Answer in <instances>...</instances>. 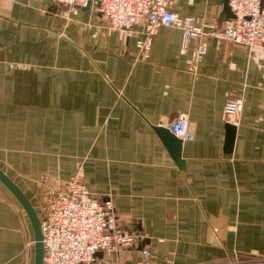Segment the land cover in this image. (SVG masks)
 Wrapping results in <instances>:
<instances>
[{
  "label": "crops",
  "instance_id": "obj_1",
  "mask_svg": "<svg viewBox=\"0 0 264 264\" xmlns=\"http://www.w3.org/2000/svg\"><path fill=\"white\" fill-rule=\"evenodd\" d=\"M179 17L220 22L223 0H174ZM133 31L113 30L98 3L0 0V169L37 214L49 186L80 170L150 264H264V42L203 37L195 61L181 32L161 27L149 59ZM240 97L233 149L223 106ZM188 117L179 168L155 127ZM29 218L0 183V264H33ZM138 248L96 264H133Z\"/></svg>",
  "mask_w": 264,
  "mask_h": 264
},
{
  "label": "built area",
  "instance_id": "obj_2",
  "mask_svg": "<svg viewBox=\"0 0 264 264\" xmlns=\"http://www.w3.org/2000/svg\"><path fill=\"white\" fill-rule=\"evenodd\" d=\"M56 4L78 9L89 0H53ZM99 11L113 30L133 31L141 25L136 40L137 58L149 59L152 38L161 27L181 32L179 53L189 49L198 61L206 54V46L191 43L203 37L229 41L253 49L264 42V0H227L233 17L220 22L198 24L193 16L179 17L171 10L174 0H95ZM243 109L240 97L225 101L222 117L235 125ZM188 117L178 113L169 130L179 138L188 132ZM43 244L42 264H96V254L114 256L120 251L138 248L133 264H150L148 245H140V237L124 229L118 222L111 199L95 197L82 182L78 169L63 183L49 186L38 213ZM34 241H26L22 252L28 256Z\"/></svg>",
  "mask_w": 264,
  "mask_h": 264
},
{
  "label": "water",
  "instance_id": "obj_3",
  "mask_svg": "<svg viewBox=\"0 0 264 264\" xmlns=\"http://www.w3.org/2000/svg\"><path fill=\"white\" fill-rule=\"evenodd\" d=\"M90 2L91 0L88 1L87 5H89ZM223 3L224 13L226 17H233L232 12L230 11L227 5V0H223ZM155 130L157 131L160 138L162 139V142L168 149L172 159L175 161L179 168H182L184 166V160L181 158L182 139L174 135L168 128L155 127ZM225 130L226 138L224 144V152L230 153L233 149L234 139L236 135V126L232 123L226 122ZM0 183L16 198V200L20 203V205L26 212L34 234L33 264H42L43 244L41 242L42 235L40 228V220L37 212L35 211L30 201L25 197L22 191L13 182V180L9 178L1 169ZM97 254H101V252H98Z\"/></svg>",
  "mask_w": 264,
  "mask_h": 264
}]
</instances>
